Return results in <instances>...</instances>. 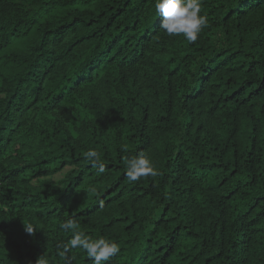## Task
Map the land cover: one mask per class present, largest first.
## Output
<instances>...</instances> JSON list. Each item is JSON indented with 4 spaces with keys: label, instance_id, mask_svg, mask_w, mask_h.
Segmentation results:
<instances>
[{
    "label": "trees",
    "instance_id": "1",
    "mask_svg": "<svg viewBox=\"0 0 264 264\" xmlns=\"http://www.w3.org/2000/svg\"><path fill=\"white\" fill-rule=\"evenodd\" d=\"M200 2L0 0V264H264V0Z\"/></svg>",
    "mask_w": 264,
    "mask_h": 264
},
{
    "label": "clouds",
    "instance_id": "2",
    "mask_svg": "<svg viewBox=\"0 0 264 264\" xmlns=\"http://www.w3.org/2000/svg\"><path fill=\"white\" fill-rule=\"evenodd\" d=\"M155 11L162 18L160 27L170 36L183 35L190 42H195L207 24V17L201 14L200 0H156ZM88 156L96 160L98 153L90 151ZM127 177L136 181L148 174L155 175L151 161L144 155H138L127 161ZM103 171V168H101ZM64 230L76 227L73 220H68L61 225ZM26 232L33 233L31 228L26 227ZM71 248H82L92 260V264H104L110 257L119 252L116 243L103 238L92 240L90 237L79 233L69 242ZM68 251V248H65ZM42 264V257L37 261Z\"/></svg>",
    "mask_w": 264,
    "mask_h": 264
},
{
    "label": "rangeland",
    "instance_id": "3",
    "mask_svg": "<svg viewBox=\"0 0 264 264\" xmlns=\"http://www.w3.org/2000/svg\"><path fill=\"white\" fill-rule=\"evenodd\" d=\"M63 177H64V172H63L62 174L56 175V176L54 177V179H55V181H59V180H61Z\"/></svg>",
    "mask_w": 264,
    "mask_h": 264
}]
</instances>
